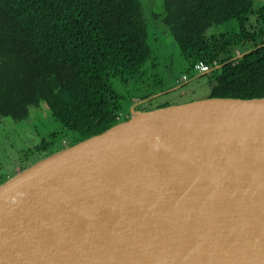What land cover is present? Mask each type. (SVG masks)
<instances>
[{
	"label": "water",
	"instance_id": "obj_1",
	"mask_svg": "<svg viewBox=\"0 0 264 264\" xmlns=\"http://www.w3.org/2000/svg\"><path fill=\"white\" fill-rule=\"evenodd\" d=\"M128 113L0 182V264H264V96Z\"/></svg>",
	"mask_w": 264,
	"mask_h": 264
},
{
	"label": "trees",
	"instance_id": "obj_2",
	"mask_svg": "<svg viewBox=\"0 0 264 264\" xmlns=\"http://www.w3.org/2000/svg\"><path fill=\"white\" fill-rule=\"evenodd\" d=\"M237 1L171 5L175 43L193 65H210L228 54L224 43L206 45L203 30L227 10L244 17L250 1ZM148 55L138 0H0V57H13L24 94L44 97L53 116L70 131L96 127L79 140L119 119L108 110L111 95L120 99L113 80L134 83ZM215 80L209 97H263L264 50L225 66Z\"/></svg>",
	"mask_w": 264,
	"mask_h": 264
},
{
	"label": "flooded vegetation",
	"instance_id": "obj_3",
	"mask_svg": "<svg viewBox=\"0 0 264 264\" xmlns=\"http://www.w3.org/2000/svg\"><path fill=\"white\" fill-rule=\"evenodd\" d=\"M140 1L138 0L141 7ZM200 1L204 0H146L144 5H148V18L146 21L143 20L146 26V42L148 36L151 35L163 43L168 40V35L175 43V10L171 5H197ZM206 1L209 5H215L219 0ZM224 1L234 3L233 0ZM249 1L250 10L241 19L236 17L230 10H227L219 21L210 22L203 30V42L206 45L212 48V46L224 43L227 45L228 50L227 55H218L219 59L213 60L210 65L208 64L204 72L195 71L191 61L187 60L179 51L186 63L184 73L176 76L173 74L168 75L166 77L168 83L165 84L158 77L151 79L152 72L156 73L157 71L156 53L147 44L149 55L141 65L135 82L123 83L119 79L113 80V82L115 81L112 85L114 92L120 96V99H116L114 95H111V105L108 110L112 111L115 119L128 113L127 109L123 108V101L128 100L127 103H130V105L142 103L145 109L169 105L172 103L169 99H173L174 96L183 97L187 94L186 92L191 91L185 88L189 80L199 81L202 79L207 81L210 95L211 89L216 85L215 74L218 71L229 64H238L250 55L262 49L264 50V0L262 5H258L256 9L254 8V0ZM237 2L235 0V3ZM212 27H216L218 30L208 33ZM241 35H247V37L240 38ZM177 49L179 50L178 47ZM200 55H206V53L202 51ZM19 74L14 65L13 57H0V143H6L5 138L17 127L37 135L36 131L43 119L56 124L53 125L51 131H47L45 135L39 137V143L32 149L28 151L20 150L18 152L20 159L27 160L31 155L44 153L55 146L58 139H61V142L64 143L77 141L79 135H85L96 128L95 126H86L81 132L70 131L53 116L49 102L44 97L24 94L22 91V76ZM115 85L118 86L117 89L114 88ZM117 90H120V92L118 93ZM46 95L49 101L52 94L47 91ZM98 120L95 119V122H98ZM3 177L4 175L0 169V179H3Z\"/></svg>",
	"mask_w": 264,
	"mask_h": 264
},
{
	"label": "rangeland",
	"instance_id": "obj_4",
	"mask_svg": "<svg viewBox=\"0 0 264 264\" xmlns=\"http://www.w3.org/2000/svg\"><path fill=\"white\" fill-rule=\"evenodd\" d=\"M146 0H141V9H142V17L143 20L146 21L148 18V5H144ZM263 0H254V8L256 9L258 5H262ZM147 25V22H146ZM151 27L150 24H148ZM218 28L212 27L208 33L216 32ZM168 40L166 42L161 43L160 40L155 39L151 35L147 38V44L149 47L156 53V62L157 63V71L152 72L150 77L151 79L158 77L159 79L163 80V83H168L166 81V77L170 74L173 75H182L186 69V63L180 54L179 50L177 49L174 41L172 38H169L167 35ZM168 65V66H167ZM115 83V81L113 82ZM115 89L118 86H114ZM187 90H191L190 92H186L183 97L174 96L170 102L174 103H183L191 100L200 99L203 97H207L209 95V86L207 81H203L200 79L199 81L189 80L186 87ZM119 93L120 90H117ZM180 97V98H178ZM128 100L122 102L123 108L127 109V112L130 108V103H127ZM160 104V103H159ZM171 104V103H170ZM155 108V107H153ZM126 114V113H125ZM56 125L55 123H50L43 119L42 123L39 125L36 133L30 132L28 130L19 129V127L12 130V133L5 138L6 143H0V169L4 177L12 175L16 172L17 169L25 168L32 164L36 156L43 157L45 154L49 153L52 149H55L57 146L62 147L65 143L61 142V139L56 141V145L50 148L49 150L45 151L44 153H39L35 155H31L26 159H20L18 152L20 150L28 151L32 149L35 145L39 143V137H42L46 134L47 131H51V129ZM70 139V137H69ZM75 141H71L73 143ZM3 177V178H4Z\"/></svg>",
	"mask_w": 264,
	"mask_h": 264
},
{
	"label": "built area",
	"instance_id": "obj_5",
	"mask_svg": "<svg viewBox=\"0 0 264 264\" xmlns=\"http://www.w3.org/2000/svg\"><path fill=\"white\" fill-rule=\"evenodd\" d=\"M193 68L195 71L204 72L207 68V65L203 62H198L197 64L194 65Z\"/></svg>",
	"mask_w": 264,
	"mask_h": 264
}]
</instances>
